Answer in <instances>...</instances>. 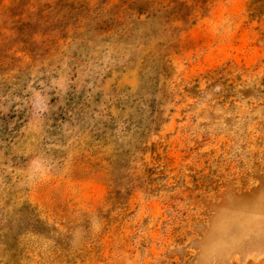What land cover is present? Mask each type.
<instances>
[{"label": "rangeland", "instance_id": "obj_1", "mask_svg": "<svg viewBox=\"0 0 264 264\" xmlns=\"http://www.w3.org/2000/svg\"><path fill=\"white\" fill-rule=\"evenodd\" d=\"M131 1L0 0V264H264V0H179L160 81Z\"/></svg>", "mask_w": 264, "mask_h": 264}, {"label": "trees", "instance_id": "obj_2", "mask_svg": "<svg viewBox=\"0 0 264 264\" xmlns=\"http://www.w3.org/2000/svg\"><path fill=\"white\" fill-rule=\"evenodd\" d=\"M122 3L123 2L121 1L120 3L114 5L113 7L119 10V8H121L122 6ZM136 3H137V0L129 2V4L127 5V8H131L132 6L136 5ZM132 10H135L139 16L143 14V11L141 9L138 10L136 8ZM193 12L194 10L191 5H188L183 1L172 0L170 6L157 9L155 12L151 13L150 19H152L153 21L158 20L162 22L163 24L167 25L168 29L166 30L167 32L171 33V36L167 38L165 42H158L157 46L155 47V50L150 55L151 61H152L151 68L157 71L158 81H160V78H166L169 75L168 74L169 61L166 55L167 49L175 50L177 46L175 43L177 39V35L180 32L192 27L196 23V17L194 16ZM121 14L122 16H124V12H121ZM138 20L139 18H137V21ZM174 21L179 23L180 26L178 24L174 25L173 23ZM164 82L165 81L163 80L162 83ZM155 111L158 112V109H156ZM148 129H151V128H148Z\"/></svg>", "mask_w": 264, "mask_h": 264}, {"label": "bare ground", "instance_id": "obj_3", "mask_svg": "<svg viewBox=\"0 0 264 264\" xmlns=\"http://www.w3.org/2000/svg\"><path fill=\"white\" fill-rule=\"evenodd\" d=\"M246 227V226H245Z\"/></svg>", "mask_w": 264, "mask_h": 264}]
</instances>
